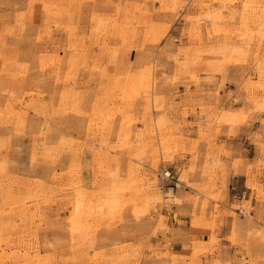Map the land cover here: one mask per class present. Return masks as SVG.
I'll return each mask as SVG.
<instances>
[{
    "label": "rangeland",
    "instance_id": "rangeland-1",
    "mask_svg": "<svg viewBox=\"0 0 264 264\" xmlns=\"http://www.w3.org/2000/svg\"><path fill=\"white\" fill-rule=\"evenodd\" d=\"M226 109L239 122L222 120ZM263 117L264 0H0V264H145L148 238L168 229L160 214L151 227L145 218L181 201L207 239L156 258L222 264L229 216L222 239L243 249L233 261L264 264V224L214 185L219 150L198 165L203 142L216 148L223 128L264 127ZM162 168L171 175L160 182ZM248 188L264 203L259 184ZM52 206L68 212L58 236ZM127 208L135 243L114 238Z\"/></svg>",
    "mask_w": 264,
    "mask_h": 264
},
{
    "label": "crops",
    "instance_id": "crops-1",
    "mask_svg": "<svg viewBox=\"0 0 264 264\" xmlns=\"http://www.w3.org/2000/svg\"><path fill=\"white\" fill-rule=\"evenodd\" d=\"M177 93L180 94L182 93V91L176 90V93L173 94ZM194 111L195 112L193 114L189 113V115L185 117V121L195 123V121L199 118V115L196 107ZM233 111L236 110H222L220 114L222 120H225L227 122H239L240 116ZM184 129H186V131H190L189 133L191 134H189V137L191 139L195 138V126L189 127V130L187 129V127ZM255 134H260V137L264 135V127L261 126L257 120L252 121L248 125L238 127L236 133L232 134L231 136L226 135L225 128H223V131L213 139L215 145L217 146L216 148L211 147V149H204L203 147L205 146V143H202L201 159H199L200 161L198 165L200 164L199 167L201 166V161L203 158L202 154L204 152L207 151L210 154L213 153L214 150L218 149L219 153H217V159L219 163L218 167H216L214 170V172L216 173L214 185L216 186V188H220V190L226 191L227 204L238 202L240 198H242V200L240 201H248L250 210L247 215L254 218V223H256L257 225H261V223L264 224V209H261L260 206L264 207V203H258L256 201L254 192L249 189L250 187L248 188V184L253 181L259 184L261 186V189L264 190V164L263 166L259 167V169H257L254 165V161L256 158L262 159L264 163V156L260 157L255 151V146L253 144V140L256 139ZM49 137L51 139L52 136L50 135ZM208 156L209 157H207V160L209 162L212 161L214 157H211L210 155ZM180 161L182 160H179L178 163ZM198 171L199 170H197V172ZM249 179L252 181H250ZM187 190V187H183L184 192H186ZM219 208L224 207L222 204H220ZM50 209L52 211L50 213H52L55 218V222L52 223V225H55L52 233H54V235H57L58 232L62 233L63 231H65L64 229L67 228V223H63L61 219L67 218L68 212L66 211V209L54 206H52ZM155 210L156 211L150 212L151 220L145 218V222H143V224L147 225V227H151L153 220L160 214L161 216L165 217L164 224L168 229L158 231L156 232V234L151 235L148 238L147 243L149 246L151 245V247L143 252L145 253V255H149V257H147L145 260V264H172L169 257L156 258L155 254H162L163 251H166L168 255L179 256L181 255V252H186L190 249L191 244H188V241L190 239H194L197 241L200 240L203 242L206 241L208 236V233L206 231H203L202 228L199 227L196 229H192L191 227H189L191 209L189 203H187L186 201H181L179 204L164 203L162 204V206H157ZM247 215L243 214L239 215V217L245 218L247 217ZM124 216L126 218V223L124 224V226H122L121 224L117 225V227L115 228L116 235L114 238L119 242H127L128 240H130V242L135 243L139 238L138 231H135L138 229L139 224L138 222L134 221L129 208H127V212L124 214ZM230 223L231 218L229 216H222L220 224L221 231L217 234L221 244L218 251L219 259L221 260L222 264H237V262L233 261L234 257L240 258L243 254V249H241L239 246L235 244L231 245L230 243L222 239L223 235L230 231ZM122 227L132 230L131 234H122L120 232ZM239 233L244 235L246 232L243 229H240ZM107 243V239L104 240V242H101V244ZM254 243L255 246H253L252 249L255 250L259 248V250H261L262 247L260 246V243ZM88 254L90 255L91 253L89 252ZM205 255L207 257L209 256V253H206ZM178 260L175 264L186 263Z\"/></svg>",
    "mask_w": 264,
    "mask_h": 264
},
{
    "label": "built area",
    "instance_id": "built-area-1",
    "mask_svg": "<svg viewBox=\"0 0 264 264\" xmlns=\"http://www.w3.org/2000/svg\"><path fill=\"white\" fill-rule=\"evenodd\" d=\"M156 175H157V177H158V179H159V181L161 182V181H164V180H167V179H170V171L168 170V169H160V171H158L157 173H156ZM240 200H242V198H240ZM239 200V201H240ZM249 212V211H248ZM240 213V215H243V213L242 212H239Z\"/></svg>",
    "mask_w": 264,
    "mask_h": 264
},
{
    "label": "bare ground",
    "instance_id": "bare-ground-1",
    "mask_svg": "<svg viewBox=\"0 0 264 264\" xmlns=\"http://www.w3.org/2000/svg\"><path fill=\"white\" fill-rule=\"evenodd\" d=\"M240 202H242V201H240ZM238 206L241 208L240 212H243L244 215L248 213V211L245 208L241 207V203H239Z\"/></svg>",
    "mask_w": 264,
    "mask_h": 264
}]
</instances>
